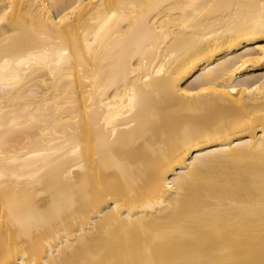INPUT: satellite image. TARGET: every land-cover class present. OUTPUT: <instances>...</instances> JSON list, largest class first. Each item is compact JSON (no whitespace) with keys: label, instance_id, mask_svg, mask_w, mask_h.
Wrapping results in <instances>:
<instances>
[{"label":"bare ground","instance_id":"1","mask_svg":"<svg viewBox=\"0 0 264 264\" xmlns=\"http://www.w3.org/2000/svg\"><path fill=\"white\" fill-rule=\"evenodd\" d=\"M0 264H264V0H0Z\"/></svg>","mask_w":264,"mask_h":264}]
</instances>
